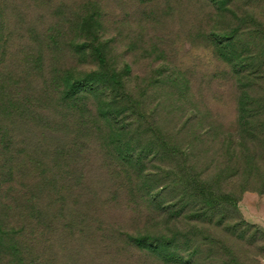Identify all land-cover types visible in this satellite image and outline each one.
Instances as JSON below:
<instances>
[{
	"label": "rangeland",
	"instance_id": "rangeland-1",
	"mask_svg": "<svg viewBox=\"0 0 264 264\" xmlns=\"http://www.w3.org/2000/svg\"><path fill=\"white\" fill-rule=\"evenodd\" d=\"M245 14L264 0H0V264H264V108L257 139L239 121L264 41L217 35ZM157 131L180 152L136 156ZM187 168L235 206L191 219Z\"/></svg>",
	"mask_w": 264,
	"mask_h": 264
},
{
	"label": "trees",
	"instance_id": "trees-1",
	"mask_svg": "<svg viewBox=\"0 0 264 264\" xmlns=\"http://www.w3.org/2000/svg\"><path fill=\"white\" fill-rule=\"evenodd\" d=\"M209 1L217 5L218 7H224V5L229 0H209ZM219 5H223V6H219ZM245 15L247 16L246 18H243V17L240 18L241 24L232 28L230 31L217 34L219 37V40L221 41L222 39H224L227 42L233 40L234 37L240 33V25L245 24V23H250L251 25H253V29H254L253 37H258L264 41L263 22L256 19L255 17L251 15H247V14ZM97 51H98V58L100 59V61L101 60L104 61V55L101 49H97ZM259 51H260V54L263 55V61L261 60L260 64H258L256 67L258 69H263L262 65H264V44H262V46L259 48ZM234 66H235V69H237L236 63L234 64ZM247 67L248 66H245L242 68L240 67L239 69L244 70ZM114 81L123 93L124 92L123 83L120 80H117L115 78H114ZM76 82L77 84L82 85V84H86L87 81L84 79V77H82V78H79ZM67 91L71 92L72 86H70L67 89ZM240 98H241V103L239 104V119H240L239 121L242 127L245 128L246 132H248L252 138L257 139L256 131L251 130L250 120L252 121V119L254 118L253 116L254 111H256L259 108H264V103H255L254 105L250 106L251 96L249 92L245 89L242 90V94ZM110 111H113V110H110ZM112 114L115 115L116 117L117 113L113 111ZM156 139H158L159 141V145L157 148L162 149L164 153H179L180 152L179 150L180 148L176 144L170 143L159 131H157V136L154 135V138L149 143V146L144 145L141 148H139V150L136 153L137 154L136 156H143L144 154L149 153L151 150L156 149L154 148L155 142L157 141ZM180 181L183 183V190H184L183 196L184 195L186 196L185 202L183 205L192 204L195 207V210L192 211L190 214L191 219L197 218L196 220H198L200 219V217L205 216L207 212L214 210L221 204H227L230 206H235L236 204L235 197H233L229 193L216 192L213 189L212 185H210L205 179H201L197 175H195L191 171V168L190 170L187 168L186 174L180 177ZM131 240L138 247L140 248L144 247L153 253L157 251L160 243L165 244V243L170 242L169 239L165 238L164 236L153 237V236H148V235L137 236L136 238H133ZM169 257H173V256H169ZM174 258L180 259L179 257H174ZM18 259H21V258H18ZM20 264H25L24 260H22ZM225 264H229V263L226 262Z\"/></svg>",
	"mask_w": 264,
	"mask_h": 264
}]
</instances>
